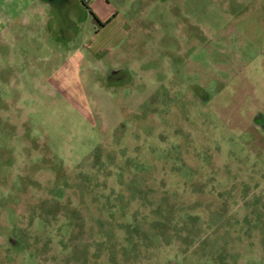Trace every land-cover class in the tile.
I'll return each mask as SVG.
<instances>
[{
  "label": "rangeland",
  "instance_id": "1",
  "mask_svg": "<svg viewBox=\"0 0 264 264\" xmlns=\"http://www.w3.org/2000/svg\"><path fill=\"white\" fill-rule=\"evenodd\" d=\"M0 264H264V0H0Z\"/></svg>",
  "mask_w": 264,
  "mask_h": 264
},
{
  "label": "flooded vegetation",
  "instance_id": "2",
  "mask_svg": "<svg viewBox=\"0 0 264 264\" xmlns=\"http://www.w3.org/2000/svg\"><path fill=\"white\" fill-rule=\"evenodd\" d=\"M64 1H65V2H67V1H70V0H59V2H60V3H63V4H65V2H64Z\"/></svg>",
  "mask_w": 264,
  "mask_h": 264
},
{
  "label": "trees",
  "instance_id": "3",
  "mask_svg": "<svg viewBox=\"0 0 264 264\" xmlns=\"http://www.w3.org/2000/svg\"><path fill=\"white\" fill-rule=\"evenodd\" d=\"M108 22V21H107Z\"/></svg>",
  "mask_w": 264,
  "mask_h": 264
}]
</instances>
